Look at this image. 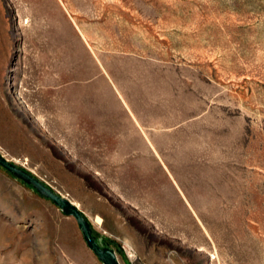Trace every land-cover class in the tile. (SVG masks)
<instances>
[{
  "label": "rangeland",
  "instance_id": "obj_1",
  "mask_svg": "<svg viewBox=\"0 0 264 264\" xmlns=\"http://www.w3.org/2000/svg\"><path fill=\"white\" fill-rule=\"evenodd\" d=\"M0 155L119 264H264V0H0ZM0 264H103L0 166Z\"/></svg>",
  "mask_w": 264,
  "mask_h": 264
},
{
  "label": "water",
  "instance_id": "obj_2",
  "mask_svg": "<svg viewBox=\"0 0 264 264\" xmlns=\"http://www.w3.org/2000/svg\"><path fill=\"white\" fill-rule=\"evenodd\" d=\"M0 166L31 186L38 194L50 200L65 216L73 218L83 235L86 245L103 264H119L115 252L108 247H102L97 242L93 235L90 223L87 221L84 214L72 202L56 194L27 172L9 163L1 155Z\"/></svg>",
  "mask_w": 264,
  "mask_h": 264
}]
</instances>
